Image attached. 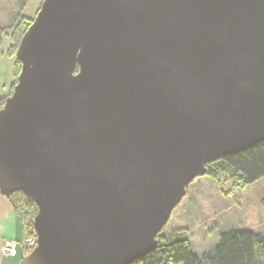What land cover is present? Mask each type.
<instances>
[{"label":"water","instance_id":"water-1","mask_svg":"<svg viewBox=\"0 0 264 264\" xmlns=\"http://www.w3.org/2000/svg\"><path fill=\"white\" fill-rule=\"evenodd\" d=\"M0 110L19 264H132L211 164L264 143V0H44Z\"/></svg>","mask_w":264,"mask_h":264},{"label":"rangeland","instance_id":"rangeland-1","mask_svg":"<svg viewBox=\"0 0 264 264\" xmlns=\"http://www.w3.org/2000/svg\"><path fill=\"white\" fill-rule=\"evenodd\" d=\"M44 0H0V24L5 28L0 56H10L15 25L35 20ZM10 97V96H9ZM15 198L27 200L22 193ZM264 178L247 186H235L227 177L195 180L180 206L160 235L185 230L191 241L192 251L201 256L215 249L220 234L233 231H250L264 235ZM181 228V229H180ZM177 229V230H176ZM174 231V232H171Z\"/></svg>","mask_w":264,"mask_h":264},{"label":"trees","instance_id":"trees-1","mask_svg":"<svg viewBox=\"0 0 264 264\" xmlns=\"http://www.w3.org/2000/svg\"><path fill=\"white\" fill-rule=\"evenodd\" d=\"M20 21L15 25L12 35V46L9 55L16 56L20 42L28 28L31 26ZM5 28L0 24V51L3 44ZM15 80L11 86L12 95L21 72V63L17 61ZM8 96V97H9ZM0 99V110L3 109L6 99ZM227 177L235 186L251 185L264 178V143L232 157L219 160L208 167V177L213 180ZM15 198V195L12 198ZM27 198V197H26ZM15 206L23 213L30 214L32 218L37 215L35 204L20 199ZM264 209V198L262 199ZM27 233L34 230V224L25 223ZM132 264H264V235L250 231L233 230L220 234L219 244L212 251L199 257L192 251L188 233L185 230L177 231L168 236H158V247L146 257Z\"/></svg>","mask_w":264,"mask_h":264},{"label":"crops","instance_id":"crops-1","mask_svg":"<svg viewBox=\"0 0 264 264\" xmlns=\"http://www.w3.org/2000/svg\"><path fill=\"white\" fill-rule=\"evenodd\" d=\"M16 69L17 67L12 58L7 57L5 54L0 56V99L10 95L11 86L15 80ZM19 200L14 197L5 198L0 194V264H19L22 260L23 251L14 258L7 257L2 252L3 245L7 240L20 242L27 235L21 213L15 206V203L19 204Z\"/></svg>","mask_w":264,"mask_h":264},{"label":"built area","instance_id":"built-area-1","mask_svg":"<svg viewBox=\"0 0 264 264\" xmlns=\"http://www.w3.org/2000/svg\"><path fill=\"white\" fill-rule=\"evenodd\" d=\"M21 216L24 223H29L30 221L32 223L34 222L35 217L32 218L30 214L24 212ZM37 244L38 237L35 230H33L27 233L26 237L20 242L7 240L3 245L2 252L5 256L14 258L23 251L22 259H24L31 254V252L37 247Z\"/></svg>","mask_w":264,"mask_h":264}]
</instances>
